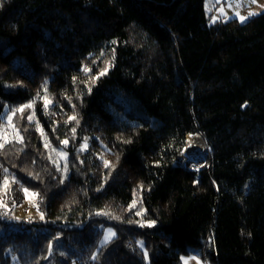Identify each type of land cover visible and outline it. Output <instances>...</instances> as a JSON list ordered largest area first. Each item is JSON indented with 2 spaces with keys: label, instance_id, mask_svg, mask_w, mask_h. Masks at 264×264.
<instances>
[{
  "label": "trees",
  "instance_id": "obj_1",
  "mask_svg": "<svg viewBox=\"0 0 264 264\" xmlns=\"http://www.w3.org/2000/svg\"><path fill=\"white\" fill-rule=\"evenodd\" d=\"M6 133L0 264H264V13L209 26L205 0H0ZM189 135L210 151L199 170L179 165ZM25 189L43 220L14 214Z\"/></svg>",
  "mask_w": 264,
  "mask_h": 264
},
{
  "label": "rangeland",
  "instance_id": "obj_2",
  "mask_svg": "<svg viewBox=\"0 0 264 264\" xmlns=\"http://www.w3.org/2000/svg\"><path fill=\"white\" fill-rule=\"evenodd\" d=\"M205 10L208 16L209 26H213L220 21L229 22L231 20H238L239 23L244 24L247 23L251 18L264 13V0H255V3H253L252 0H205ZM249 13L254 14L249 15ZM241 16L245 17L243 21L240 19ZM186 149L184 153L186 152ZM209 152L210 151L208 148L206 155H204L203 157H194L186 164H183L181 159L179 160V165L190 170H199L205 164V160ZM35 198L36 197H34L32 193L28 192L26 194L25 202L21 206L16 207L14 211L16 217L26 220H43L44 215L38 210ZM41 216H43V218H41ZM110 232L115 233V235L111 236L109 240L105 241V236ZM116 236L117 234L114 228H104L103 235L99 241V247L108 244L113 239H115ZM138 245L143 250V253H145L143 242H140ZM194 262H197L198 264L204 263H202L200 259L195 256L182 258L183 264H193Z\"/></svg>",
  "mask_w": 264,
  "mask_h": 264
},
{
  "label": "snow or ice",
  "instance_id": "obj_3",
  "mask_svg": "<svg viewBox=\"0 0 264 264\" xmlns=\"http://www.w3.org/2000/svg\"><path fill=\"white\" fill-rule=\"evenodd\" d=\"M252 2L255 3V0H252ZM253 14L254 13H249V15H253ZM240 19L243 21L245 19V17L241 16ZM84 71L87 72V71H89V69L85 68ZM105 73H106V69H105V72H102L101 73V75H104ZM45 91H46V89H45ZM43 101H44V108L47 109L48 105L51 103V100L48 99L47 96H45V97H43ZM33 106H34L33 103L26 104V105H24V106L16 109V112L23 113L26 109L33 108ZM27 119L29 121H32L34 119V113L32 115H29L27 117ZM75 119H76L75 117H69V120H75ZM9 123L11 124V121L10 120H9ZM11 127L13 128V134H14L13 138L17 142L23 143V137L19 135L18 131H16L15 126L14 125H11ZM39 130L41 131V134L43 135V130L42 129H39ZM73 132H75V129H73ZM0 139L3 140V142L0 143V148H3L6 143H9L10 142L8 140V138H7V133L2 138H0ZM62 143L65 144V145H67L68 144V141L67 140H64V141H62ZM45 147H48V144L47 143L45 144ZM86 148H87V143L85 142V144L82 146V149L81 150H84ZM62 158H65L66 159V154H63ZM108 166H109L108 165V162H105V167H108ZM4 183H5V185H7L8 184V181L5 180ZM24 191H25L26 194L28 193V190L27 189H25ZM32 195L34 196L35 194L33 193ZM134 206H135V201H133L132 207H134ZM137 215H140V213L138 212ZM41 218H43V216H41ZM149 226H151V225H149ZM114 235H115V233L110 232L108 235L105 236V241L109 240L110 237L111 236H114ZM49 248H51V245H49Z\"/></svg>",
  "mask_w": 264,
  "mask_h": 264
},
{
  "label": "bare ground",
  "instance_id": "obj_4",
  "mask_svg": "<svg viewBox=\"0 0 264 264\" xmlns=\"http://www.w3.org/2000/svg\"><path fill=\"white\" fill-rule=\"evenodd\" d=\"M187 149L183 154L182 162L186 164L194 157H203L208 151L205 140L199 135H189L186 139Z\"/></svg>",
  "mask_w": 264,
  "mask_h": 264
},
{
  "label": "crops",
  "instance_id": "obj_5",
  "mask_svg": "<svg viewBox=\"0 0 264 264\" xmlns=\"http://www.w3.org/2000/svg\"><path fill=\"white\" fill-rule=\"evenodd\" d=\"M201 261V260H200ZM202 262V261H201ZM203 263V262H202ZM193 264H198L197 262H194ZM204 264V263H203ZM205 264H207V263H205Z\"/></svg>",
  "mask_w": 264,
  "mask_h": 264
},
{
  "label": "water",
  "instance_id": "obj_6",
  "mask_svg": "<svg viewBox=\"0 0 264 264\" xmlns=\"http://www.w3.org/2000/svg\"><path fill=\"white\" fill-rule=\"evenodd\" d=\"M182 159V157L180 158V160Z\"/></svg>",
  "mask_w": 264,
  "mask_h": 264
},
{
  "label": "built area",
  "instance_id": "obj_7",
  "mask_svg": "<svg viewBox=\"0 0 264 264\" xmlns=\"http://www.w3.org/2000/svg\"><path fill=\"white\" fill-rule=\"evenodd\" d=\"M182 167V166H181Z\"/></svg>",
  "mask_w": 264,
  "mask_h": 264
}]
</instances>
